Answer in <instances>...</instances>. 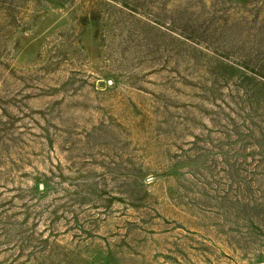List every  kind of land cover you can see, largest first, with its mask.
Segmentation results:
<instances>
[{"label":"rangeland","instance_id":"rangeland-1","mask_svg":"<svg viewBox=\"0 0 264 264\" xmlns=\"http://www.w3.org/2000/svg\"><path fill=\"white\" fill-rule=\"evenodd\" d=\"M0 264H264V0H0Z\"/></svg>","mask_w":264,"mask_h":264}]
</instances>
